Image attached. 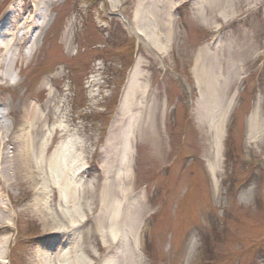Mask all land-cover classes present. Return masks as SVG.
<instances>
[{"label":"rangeland","instance_id":"rangeland-1","mask_svg":"<svg viewBox=\"0 0 264 264\" xmlns=\"http://www.w3.org/2000/svg\"><path fill=\"white\" fill-rule=\"evenodd\" d=\"M114 3L0 0L4 41L16 39L0 50L14 60L1 68L15 81L0 80V109L16 130L38 110L41 124L26 138L50 147L46 166L54 150L58 164L71 152L82 219L51 237L28 206L33 190L1 176L0 213L11 225L0 234L10 239L1 264H34L39 246L66 244L89 264H125L133 247L136 264H264V0ZM31 13L33 35L22 29ZM137 15L151 47L128 29ZM128 144L134 244H104L102 193L123 176ZM48 197L59 207V193Z\"/></svg>","mask_w":264,"mask_h":264},{"label":"bare ground","instance_id":"bare-ground-1","mask_svg":"<svg viewBox=\"0 0 264 264\" xmlns=\"http://www.w3.org/2000/svg\"><path fill=\"white\" fill-rule=\"evenodd\" d=\"M111 7L115 8L114 0H106ZM38 15H28V18L24 21L22 29L27 31V34L33 35L35 26L37 24ZM136 23L128 21V29L134 32L137 36L143 39L147 44H156V40L153 36V32L149 33L142 27L139 22V15L136 16ZM6 32L0 29V50H9L15 42V38L10 41H4ZM30 50H28L29 52ZM27 52V53H28ZM159 54H163L161 50ZM5 60L7 64H13L14 60L10 56L7 59L3 56L0 58V80L3 84L10 83L14 85L13 70H3L1 68V61ZM135 96V95H133ZM132 96V97H133ZM7 113L4 108L0 109V179L1 176L7 186L13 187L15 185H25L33 190V201L29 203L30 211L38 218L42 224V231L49 233L51 237L68 235L71 229L81 222V216L79 210L75 206L74 192L76 187L72 183V177L74 174V160L71 152L65 153L60 159V164L57 163L56 153L54 150V159L50 164V168L59 169L61 173L60 177L56 176L54 171L50 169L48 164L46 166L45 153L49 151L42 150V146L39 143L32 145L26 138L27 132L37 131L34 128L35 125H40L42 118L40 117L38 110L33 108L30 112H25L23 116L22 124L15 129V125L8 124L5 120ZM214 123L211 124V129H214ZM218 127V126H217ZM63 130H66L64 128ZM258 129L254 123L251 128V135L253 139L258 134ZM221 131L218 130V139L221 138ZM16 142L18 144L17 149L12 152L8 148V143ZM58 151L60 148L57 149ZM68 152V151H66ZM48 153V152H47ZM121 158V164L124 168L123 176L116 175V179L110 185L104 186L102 193V206L99 212V219L102 223L108 220L110 227H107L106 235H104V244L129 242L134 244V227L138 215V195L135 191L136 181H133L132 171L130 168L131 149L130 145L123 147ZM82 160H79V164ZM78 164V165H79ZM82 165V164H80ZM216 173V172H215ZM1 190V188H0ZM60 194L59 207L51 208L48 200V195L51 191ZM0 208L2 203L0 199ZM126 221L127 225H122ZM9 219H6L5 215L0 213V234L7 232L11 228ZM106 237V238H105ZM10 239H2L0 241V264L7 262V249ZM5 243V245H4ZM132 252L126 258L125 264H136L135 254L136 248H132ZM75 252L72 249H67V244L64 249L55 251L49 247L39 246L33 253L34 264H89L87 259L75 255V259L72 257ZM139 264V263H137Z\"/></svg>","mask_w":264,"mask_h":264}]
</instances>
